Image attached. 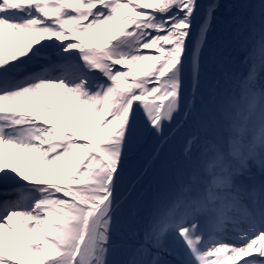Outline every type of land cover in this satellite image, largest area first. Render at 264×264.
Listing matches in <instances>:
<instances>
[{
	"label": "snow or ice",
	"instance_id": "6c2138e0",
	"mask_svg": "<svg viewBox=\"0 0 264 264\" xmlns=\"http://www.w3.org/2000/svg\"><path fill=\"white\" fill-rule=\"evenodd\" d=\"M0 264H264V0H0Z\"/></svg>",
	"mask_w": 264,
	"mask_h": 264
},
{
	"label": "trees",
	"instance_id": "16d2710c",
	"mask_svg": "<svg viewBox=\"0 0 264 264\" xmlns=\"http://www.w3.org/2000/svg\"><path fill=\"white\" fill-rule=\"evenodd\" d=\"M234 2H237V0H221V3L225 4V5H228V4H231V3H234Z\"/></svg>",
	"mask_w": 264,
	"mask_h": 264
}]
</instances>
